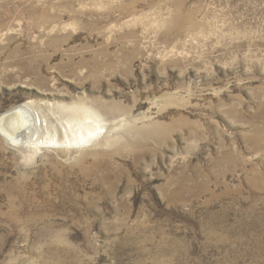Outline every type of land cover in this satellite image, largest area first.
Segmentation results:
<instances>
[{"label": "rangeland", "instance_id": "374dc122", "mask_svg": "<svg viewBox=\"0 0 264 264\" xmlns=\"http://www.w3.org/2000/svg\"><path fill=\"white\" fill-rule=\"evenodd\" d=\"M26 102L107 128L0 129V264H264V0H0V119Z\"/></svg>", "mask_w": 264, "mask_h": 264}, {"label": "bare ground", "instance_id": "6f19581e", "mask_svg": "<svg viewBox=\"0 0 264 264\" xmlns=\"http://www.w3.org/2000/svg\"><path fill=\"white\" fill-rule=\"evenodd\" d=\"M106 128L99 115L83 104L53 103L42 107L35 102H26L0 119L1 133L22 147L73 148Z\"/></svg>", "mask_w": 264, "mask_h": 264}]
</instances>
